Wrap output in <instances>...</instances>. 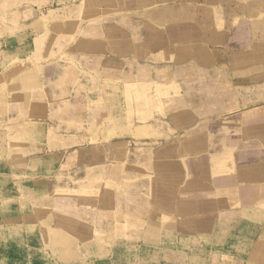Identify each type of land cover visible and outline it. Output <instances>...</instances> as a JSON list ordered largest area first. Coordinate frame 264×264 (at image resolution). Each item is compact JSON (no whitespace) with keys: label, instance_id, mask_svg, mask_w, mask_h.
<instances>
[{"label":"crops","instance_id":"0c3cea01","mask_svg":"<svg viewBox=\"0 0 264 264\" xmlns=\"http://www.w3.org/2000/svg\"><path fill=\"white\" fill-rule=\"evenodd\" d=\"M2 5L9 12L0 18L2 73L14 60L47 51L41 37L57 30L64 37L58 48L71 52L80 67L99 71L107 84H121L120 91L114 87L97 98L95 92H73L63 112L58 107V117H66L56 138L46 135L49 124L36 125L32 139L48 138L42 155L22 159L31 147L8 153L0 143V154L7 156L0 165L7 170L3 180L31 213L24 222L12 218L8 227H30L46 258L51 254L62 264L109 260L114 247L126 259L135 249L156 264H264V0H2ZM45 20L68 22L53 28ZM75 73L73 84L99 82L97 74L77 80ZM63 80L58 75V83ZM145 82L154 89L175 85L180 102L200 101L199 111H187L186 103L184 114L179 108L175 115L188 117L176 130L191 138L136 169L111 153L96 166L92 155L86 157L89 151L76 150L88 144L79 137L87 131L82 110H90L92 124L94 105L105 100L109 116L123 121L130 115L129 84ZM140 90L137 101L143 99ZM57 96L65 101L69 93ZM44 105L43 99L37 114L49 118ZM26 106L19 108L25 115ZM211 113L223 118L198 122ZM190 147L195 155L186 151ZM36 243L28 242L33 249Z\"/></svg>","mask_w":264,"mask_h":264},{"label":"rangeland","instance_id":"374dc122","mask_svg":"<svg viewBox=\"0 0 264 264\" xmlns=\"http://www.w3.org/2000/svg\"><path fill=\"white\" fill-rule=\"evenodd\" d=\"M8 13L6 6L2 5V0H0V18L4 19ZM1 19L0 27L4 24ZM45 22L48 21L45 20ZM67 22L68 20H62L58 23H47L46 26L49 25L54 28L55 25L59 24L60 27H63L66 26ZM52 32H49L52 33L50 36L45 34L41 37L43 46H48L47 51H43L41 54L37 52L27 59L14 60L4 73L0 71V143L3 147L1 149L9 153V150L15 149L19 152L24 146L31 147L27 153L21 154L23 155L21 156L22 159H27L33 155H42L40 153L45 149L46 139L51 140V137L56 138L61 134L56 128L66 116L58 117V107L60 106V111H62L65 102H72L70 97H72L73 92H77L79 89L83 92H95L94 97L97 98L104 92L112 91L114 87L119 89L118 86H121L120 83L112 85L104 82L106 79L99 76V71L95 73L93 70L84 69L83 65L80 67L78 62L69 56L72 54L71 52L58 48V43L63 45L64 37L59 35L57 30ZM2 38L4 36L0 34V40ZM74 69L77 80H81L79 76L97 74V81L99 82L96 85H88V83H80V81L73 84L71 81ZM58 75L61 76V81L66 79L67 82L59 84ZM128 87L127 94L130 96V100H125V103H127L130 115L125 120L120 121V117L118 120L116 117L109 116V112L105 109V100H102L98 105L96 104L97 106L92 104L94 108L96 107L95 113L97 112L95 117L92 116V121L94 120L92 124L89 123L90 110L86 109L81 112L84 119L82 127H86L87 131L81 132L79 137L82 144H88L76 148V150L89 151L86 157L89 158L92 155L98 162L96 166L102 165L101 162L105 160V155L111 153L113 157L119 158L118 161L123 158L125 163L129 161V167L136 169L139 164H149L153 157L167 155L170 150L175 149L176 144L182 145L184 141L186 143V140L191 138L190 134L184 130H176L181 124V127L186 125L188 117L175 115L179 108H182L181 113L184 114L185 109L183 107L186 103L187 111L190 109L199 111V100H182L181 102L176 100L175 85L161 84L154 89L152 83L145 82L139 85L130 83ZM137 87L143 91V99L140 101L135 98ZM62 92L69 93V98L65 101L58 99V93L61 94ZM171 94L172 98L170 99ZM25 97L28 99L25 100ZM43 99L45 100L44 106L52 114L49 118L37 114L40 113ZM118 102L121 103L120 100ZM25 106L28 111L27 115L22 114L25 110L20 111L19 109ZM116 113L118 116L121 115L120 110ZM200 118H198V122L214 124L217 119L223 118V116L211 113L202 119ZM42 123L51 126L50 132L45 131L48 138L44 139L42 136L32 139L31 135L35 132L33 129L35 127L37 129L36 125ZM188 123L190 122L188 121ZM126 126H128L127 130L122 131L121 127ZM110 128H113V131L108 130ZM9 141H12L11 145H9ZM186 151L195 155L193 154L195 150L191 147L186 148ZM6 158L7 156L4 157L0 154V165L6 163ZM6 171L0 170V264H62L51 254L49 259L46 258L47 254L40 251L41 245L36 243L30 227L15 225L8 227V221L12 218L24 222L25 219L30 218L31 213L26 210L22 200L14 199V195L8 191L7 184L3 180ZM84 173L85 170L80 175L84 176ZM11 196L13 198L10 199ZM31 239L37 244L35 246L37 249L29 247L28 242ZM111 252L113 258L109 260L101 257L96 263L86 261L83 264H156L151 257L144 258L135 249L128 253L127 259V256L115 247ZM161 264L166 263L161 261Z\"/></svg>","mask_w":264,"mask_h":264}]
</instances>
